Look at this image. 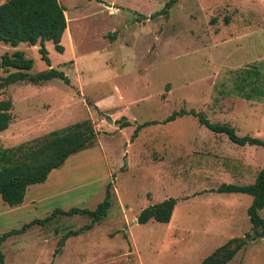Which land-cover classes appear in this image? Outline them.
Returning a JSON list of instances; mask_svg holds the SVG:
<instances>
[{"label":"rangeland","instance_id":"obj_1","mask_svg":"<svg viewBox=\"0 0 264 264\" xmlns=\"http://www.w3.org/2000/svg\"><path fill=\"white\" fill-rule=\"evenodd\" d=\"M59 1L67 28L63 53L45 43L51 66L39 44L0 42V56L22 50L33 59L31 72L53 67L70 83H13L0 92V100L13 102L0 150L84 120L95 138L45 182L28 186L20 205L0 196V234L55 208L93 209L109 183L112 204L57 255L60 237L90 217L58 215L8 237L4 264H198L230 238L251 233L252 197L213 190L252 183L264 168V148L234 144L190 115L160 121L194 109L264 139V0H178L162 14L168 0ZM151 120L159 123L133 136L137 124ZM168 198L177 199L169 222L136 221L143 208ZM226 264H264V237Z\"/></svg>","mask_w":264,"mask_h":264},{"label":"trees","instance_id":"obj_2","mask_svg":"<svg viewBox=\"0 0 264 264\" xmlns=\"http://www.w3.org/2000/svg\"><path fill=\"white\" fill-rule=\"evenodd\" d=\"M178 0H168L164 8L157 14L167 13ZM65 7L59 0H4L0 3V42L12 47L19 43L29 45L39 44L41 59L50 65L46 41H52L54 48L63 53L62 37L67 28ZM33 59L27 58L22 50H14L11 54L4 52L0 56V70L6 73L0 77V92L13 83L43 84L57 78L70 83L68 76L59 69L50 67L47 70L31 72ZM253 89H255L253 87ZM248 99L253 94L245 93ZM11 98L0 100V132L6 130L12 119ZM190 115L196 117L198 122L210 131L225 135L232 143L244 146H260L264 148V139L252 135H239L236 129L227 123H216L200 111L180 108L173 111L160 123L174 121L178 117ZM124 119V118H123ZM159 123L157 120L145 121L137 124L133 133L149 125ZM89 121L84 120L60 130L50 132L46 137L0 150V196L9 206L20 205L25 197L28 186L43 183L47 180L52 170L59 168L66 159L92 145L95 135L88 128ZM123 126L129 122L123 120ZM218 193H245L252 197L247 208V215L252 224V232H246L241 237H232L216 247L209 255L205 256L198 264H226L252 239L264 237V218L259 211L264 208V168L260 169L252 183L240 185L222 183L216 189ZM177 199L168 198L143 208L137 222L145 224L149 220L166 223L169 222L176 206ZM112 204L110 183L105 189V196L95 208L70 207L65 210L55 208L44 218H36L25 223L20 228H12L0 234V264H4V254L1 244L10 236L24 233L26 229L35 224L47 225L58 215L81 214L90 217L91 222L76 230H68L58 240L54 255H57L70 236H76L100 222L108 213Z\"/></svg>","mask_w":264,"mask_h":264},{"label":"water","instance_id":"obj_3","mask_svg":"<svg viewBox=\"0 0 264 264\" xmlns=\"http://www.w3.org/2000/svg\"><path fill=\"white\" fill-rule=\"evenodd\" d=\"M137 221V220H136Z\"/></svg>","mask_w":264,"mask_h":264}]
</instances>
